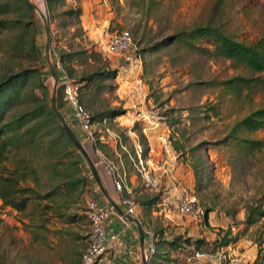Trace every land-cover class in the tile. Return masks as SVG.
Segmentation results:
<instances>
[{"label":"rangeland","instance_id":"rangeland-1","mask_svg":"<svg viewBox=\"0 0 264 264\" xmlns=\"http://www.w3.org/2000/svg\"><path fill=\"white\" fill-rule=\"evenodd\" d=\"M28 1L35 6V19L30 21L25 16V30L17 27L0 34V80L24 70H36L45 89L34 92L41 99L45 97L51 106L54 87L59 83L55 84L57 79L51 75L46 59L44 17L50 34L48 60L55 74L59 72L72 84L81 86L82 105L92 116L117 113L92 123L89 138L94 140V147L99 150V142L94 138L98 135L96 129L103 126L116 129L118 123L112 126L110 119L119 115L146 112L153 117L152 122H163L170 130V145L179 144L177 154H182L181 160L192 170L194 187L189 193L202 211V203L213 208V214H209L211 222L221 224L220 231L230 230L237 242L248 241L254 245L256 258L251 264H264V218L251 227L244 225L247 206L264 209V153L235 167L230 165L229 153L217 142L247 110L225 102L217 89L206 85L233 75L264 77V74L233 69L224 59L162 44L180 32L203 24L215 25L240 42L254 43L264 36V0H151L150 4L145 0L143 7L137 0H66L52 17L45 0ZM77 8L82 11L79 19L62 14ZM97 29L99 34L95 33ZM122 31L130 33L133 49L121 56L107 54L106 41ZM31 41L38 57L29 49ZM196 45L213 49L206 40ZM128 56L131 61L126 60ZM137 58L140 64L134 62ZM103 71H115L116 75L102 78L98 85L93 84L86 90L82 80ZM31 84L28 89L32 88ZM97 86L103 88L99 90ZM262 105L264 92L255 96L252 109ZM212 106H218V115H214ZM124 136L123 131L121 139ZM252 138L264 141V129ZM46 140L53 141L54 136ZM78 141L90 161L98 159V151H91L90 146L84 149ZM53 147L54 153L49 154L51 160L68 163L79 156L87 185L80 196L71 194L54 202L31 201L23 214L2 207L0 201V264L80 263L89 236L85 205L93 200L82 164L87 165V161L78 149L64 154L61 143ZM38 150L28 149L24 156L31 155L40 162L42 155ZM41 182L40 192L49 188L46 174L41 175ZM196 219L201 224L204 221L203 217ZM181 247L186 251L170 250L162 264L198 262H188L193 250ZM243 253L244 249L240 248L238 254Z\"/></svg>","mask_w":264,"mask_h":264},{"label":"trees","instance_id":"trees-1","mask_svg":"<svg viewBox=\"0 0 264 264\" xmlns=\"http://www.w3.org/2000/svg\"><path fill=\"white\" fill-rule=\"evenodd\" d=\"M137 1L142 7L144 6L145 0ZM65 2L66 0H45L50 17L54 16L57 13L56 10L62 8ZM150 3L151 0L148 4ZM62 14L70 17L75 15L76 19H79L82 11L77 8L65 10ZM25 16H28L30 21L35 19L34 10L28 0H0V34L17 27L25 30L23 27ZM202 40L209 41L213 49L197 46L196 44ZM162 44L176 45L204 57L224 59L230 62V67L233 69L242 68L252 74H264V36L254 43L246 44L215 25L203 24L190 31L180 32ZM29 49L37 56L38 52L32 41ZM115 75V71H103L101 74L87 76L82 82H85L87 90L93 84L98 85L100 79L112 78ZM30 83H32L30 85L32 88L28 89ZM206 85L217 89L225 102L234 104L241 110H247L243 117L229 127L226 136L217 142L229 153L230 165L235 167V165L243 164L244 161L254 159L257 154H263V139H253L252 135L264 129V105L257 109H252V105L255 96L264 92V77L233 75ZM97 87L99 90L103 88L102 86ZM36 89H45L36 70H24L0 80V201L2 207L10 208L19 214L27 211L31 201L54 202L60 197L71 194L80 196L87 185V178L83 174L79 156L73 157V160L68 163L49 158V154L54 153L55 143H61V150L64 154L76 152L77 149L64 132L51 106L45 102V97L41 99L35 94ZM80 90L81 86H79V103L82 105ZM212 111L214 115H218V106H212ZM112 115H117V113L106 112L103 115L96 113L94 116L90 114L91 124L99 123ZM51 135L54 136V140L47 141L46 138ZM172 147L176 153L180 148L178 143H173ZM28 149H40L37 152L42 155L41 161H35L31 155L25 157ZM179 156L181 157L182 154ZM43 174L47 175L49 188L40 192L43 188L41 182ZM30 183L33 184L32 187ZM157 200L158 198L147 202L141 201L139 205L155 204ZM201 207L207 222L208 215L213 212V208L203 203ZM263 218V208L246 207L244 225L251 227ZM181 239L179 237L172 242H158L156 245L161 249L166 245L174 250L175 248L180 249V243H184L192 246L197 252L213 253L237 241V237H233L230 230L220 231L218 238L210 244L201 240L192 242L188 238ZM155 258L163 259V254H156ZM154 259L148 264H157Z\"/></svg>","mask_w":264,"mask_h":264},{"label":"crops","instance_id":"crops-1","mask_svg":"<svg viewBox=\"0 0 264 264\" xmlns=\"http://www.w3.org/2000/svg\"><path fill=\"white\" fill-rule=\"evenodd\" d=\"M97 31L98 29L95 33L99 34ZM126 60L131 61V58L128 56ZM134 62L136 63L137 59ZM56 78L60 86V81L66 76L58 72ZM59 86L56 85L53 90L57 110L82 142L84 149L85 146H90L91 151L99 152L98 159L91 161L95 174L88 163L82 164L88 177L93 200L113 212L106 227L108 234L116 235V241L109 242L106 250L113 264H144V262L148 264L156 254H163V259H154L157 264H162V261H166L165 255L170 250H186L182 247L173 250L166 245L161 249L156 245L158 242H172L180 237L188 238L192 242L201 240L210 244L218 238L219 228L222 226L218 223L213 224L211 215L207 222L204 216L201 224L196 218L182 217L177 213L175 203L184 193L192 191L194 178L187 163L181 160L170 145L169 127L163 122H152L150 119L153 117L146 112L135 111L126 113L127 115H119L110 119L112 126L118 123L116 129L105 126L96 129L98 135L94 138L99 142L98 150L94 147V140L89 138L91 134L86 135L81 131L74 120L72 109ZM119 118L124 120L119 122ZM123 131L125 136L122 140ZM117 181L121 183L120 191L115 188ZM154 198H158L155 204L139 205L141 201L147 202ZM125 199L134 205L135 216L123 222L121 215L126 210L123 203ZM148 232L152 233L153 239L149 237ZM152 240L157 247V253L147 258L148 244ZM180 244L192 249L193 253L196 252L192 246ZM227 247L235 253L243 248L242 257L245 264L249 262L251 264L256 258L254 245L248 241H236ZM196 264H213V262L200 260Z\"/></svg>","mask_w":264,"mask_h":264},{"label":"built area","instance_id":"built-area-1","mask_svg":"<svg viewBox=\"0 0 264 264\" xmlns=\"http://www.w3.org/2000/svg\"><path fill=\"white\" fill-rule=\"evenodd\" d=\"M132 38L128 31L117 32L111 35L105 43L104 50L109 55L121 56L133 49ZM140 64V58H137ZM63 94L67 100L68 105L72 109L73 118L79 125L81 131L90 135L91 116L79 103V86L72 84L67 78L61 83ZM117 191L121 190L120 181L115 182ZM126 207L125 213L121 215V220L126 222L130 217L135 216L134 205L129 200L123 201ZM197 200L190 193H184L177 201L176 210L182 217L199 218L204 217V212L197 204ZM86 217L89 222V236L88 244L81 254V264H113L108 257L107 251L109 242L116 241V235L108 234L107 223L110 220L113 212L109 208L101 207L98 202L91 200L87 202ZM135 220V219H134ZM148 235L153 239L152 233ZM157 247L152 240L148 244L147 258L153 257L157 253ZM192 260H211L213 264H244L243 258L240 254L235 253L231 248L222 247L213 253L194 252L188 259Z\"/></svg>","mask_w":264,"mask_h":264},{"label":"water","instance_id":"water-1","mask_svg":"<svg viewBox=\"0 0 264 264\" xmlns=\"http://www.w3.org/2000/svg\"><path fill=\"white\" fill-rule=\"evenodd\" d=\"M29 4H30V6L32 8H35V6L33 4H31L30 2H29ZM42 20H43V23H44V27H45V31H46V38H47V42H46V46H45L46 59H47L48 65H49L50 73L53 76V78L56 80L57 78H56V74L54 72V67L49 63V60H48V52H49V46H50L49 28H48L46 19L44 17H42ZM55 84H57V83H55ZM54 96H55V91H53V96L51 98V109H52V111L54 112V114L56 115L57 119L59 120V122H60V124H61L64 132L68 136V138L71 140V142L76 147V149H78L85 156V158H86L85 161H87L90 169L95 174V169H94L93 163L90 161L89 157L86 155L85 151L82 148V145L79 143L78 139L76 138V136L74 135V133L72 132V130L65 123V120L62 117V115L57 111L56 105H55V98H54ZM142 237H143V234L141 232V238ZM144 264H146V262H144Z\"/></svg>","mask_w":264,"mask_h":264}]
</instances>
